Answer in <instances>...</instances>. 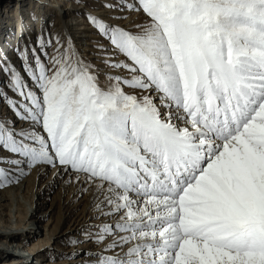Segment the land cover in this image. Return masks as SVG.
Returning <instances> with one entry per match:
<instances>
[{"label": "snow or ice", "instance_id": "obj_1", "mask_svg": "<svg viewBox=\"0 0 264 264\" xmlns=\"http://www.w3.org/2000/svg\"><path fill=\"white\" fill-rule=\"evenodd\" d=\"M73 2L0 50V188L88 198L67 264H264V0Z\"/></svg>", "mask_w": 264, "mask_h": 264}, {"label": "rangeland", "instance_id": "obj_2", "mask_svg": "<svg viewBox=\"0 0 264 264\" xmlns=\"http://www.w3.org/2000/svg\"><path fill=\"white\" fill-rule=\"evenodd\" d=\"M1 1L2 0H0V26L3 27L4 32L0 35V50L6 52L9 56H12V49L17 44L18 40H20L21 36H23L24 40H28L29 37L34 39L41 28L51 33L66 32L72 36L76 46L80 50L83 48L89 51L91 50L92 35L85 23L84 17L76 13L71 19L69 15H65L69 13L68 10L64 13V17L61 18L60 16L59 10L65 11L67 8H70V6L79 9L74 4L73 0H46L47 6L44 4V0ZM63 21L66 22V26H61V22ZM75 23H80L82 25L75 30ZM85 52L88 51L86 50ZM17 67H19V63H17ZM3 86L2 77H0V87ZM47 180H51V172L42 179V182ZM25 181L27 187V201L26 205L25 202L22 204L24 208L27 209L31 206L33 210L34 205L38 206V203L43 202V211L51 210L49 215L42 220V223L38 224L39 230L38 232L36 231L38 233L36 240L39 242V245H37L36 248H39L41 258L37 261H33L32 264H67V261L59 259L58 256L61 252L71 251L70 246L65 247L66 239L68 237L74 238L77 234H68L66 232L70 226L69 222L67 224H62V202L67 198L68 194L69 198L71 196L67 189L69 186H65L63 181H58L54 189L42 196L38 195V198L41 199L36 200L35 196H37L38 191H40L41 182L38 184L33 180L32 175ZM62 186L63 189L66 187V192L62 190ZM82 199L83 198H80L79 201H82ZM68 203L71 206L75 205V203L73 204L71 201ZM84 206L85 204L83 203L78 207L77 212L80 213L83 211ZM29 213L30 212H28V214ZM31 227L35 228V225ZM30 246H32L31 242Z\"/></svg>", "mask_w": 264, "mask_h": 264}, {"label": "bare ground", "instance_id": "obj_3", "mask_svg": "<svg viewBox=\"0 0 264 264\" xmlns=\"http://www.w3.org/2000/svg\"><path fill=\"white\" fill-rule=\"evenodd\" d=\"M4 2V0H2ZM1 1V2H2ZM44 4L47 6L46 0H44ZM68 10V14L73 18L80 10L70 6L65 11H60L61 18L64 17V13ZM2 13V11H1ZM70 19V18H69ZM74 20V19H73ZM72 21V20H71ZM66 26V22H61V26ZM75 30L80 28L82 25L80 23H75ZM68 26V25H67ZM71 26V25H70ZM74 29V28H73ZM85 29V28H83ZM4 32L2 26H0V35ZM76 32V31H75ZM88 46V45H87ZM82 51H89L88 49H81ZM33 180L37 182V178L35 174L32 175ZM41 177L39 179L38 184L40 183V191H38L37 196H42L43 194H47L52 189L46 187L49 183V180L42 182ZM58 182V181H57ZM67 188L71 194L69 198V194L67 198L62 202L63 208V220L62 224H67L69 222L70 226L66 231L68 234L78 233L81 226L88 219V207H87V197H83L82 201H79V193L76 191L75 187L72 185H68ZM26 181L22 184L17 185H9L3 188H0V263L1 264H32L33 261H37L41 258V253L39 248L36 246L39 245V242L36 240L37 232L39 230L38 224L42 223L51 211H43L44 203L40 202L39 205H34L32 207L24 208L22 205L25 202L26 205ZM66 187L62 190L66 192ZM60 193V192H59ZM75 203L74 206H71L68 202ZM85 204L83 211L78 213V207L82 204ZM80 211V210H79ZM28 212H30L28 214ZM39 212V213H38ZM48 212V213H47ZM38 213V214H37ZM35 225V228L31 227ZM37 231V232H36ZM65 233V234H67ZM19 234V235H18ZM37 241V242H36ZM30 242L31 245L30 246ZM36 242V243H35ZM30 246V247H29ZM47 246V245H45Z\"/></svg>", "mask_w": 264, "mask_h": 264}]
</instances>
